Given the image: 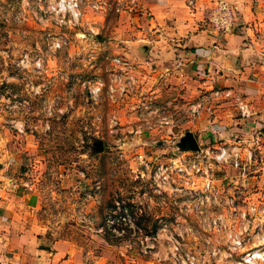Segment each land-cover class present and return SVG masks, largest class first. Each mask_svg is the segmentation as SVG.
Segmentation results:
<instances>
[{
  "label": "rangeland",
  "instance_id": "obj_1",
  "mask_svg": "<svg viewBox=\"0 0 264 264\" xmlns=\"http://www.w3.org/2000/svg\"><path fill=\"white\" fill-rule=\"evenodd\" d=\"M141 1L79 0L82 17L74 21L56 12L61 0H0L4 192H37L53 239L84 243L110 236L118 243L107 255L115 263L182 264L173 257L179 241L201 253L204 264H215L209 262L208 239L223 244L230 233L254 234L256 227L211 231L208 216L223 214V207L199 214L192 199L170 192L194 188L182 160L194 152L178 147L185 133L203 144L208 120L235 122L240 114L234 100L212 89L196 93L191 84L146 81L143 50L130 45L137 38L133 31L143 27L134 19ZM115 58L133 70L123 72ZM216 90L241 95L228 87ZM166 115L174 120L172 131L159 122ZM237 134L243 142L245 135ZM159 167L168 168L167 180ZM242 183L237 192H243ZM218 189L224 198L235 191L222 183Z\"/></svg>",
  "mask_w": 264,
  "mask_h": 264
},
{
  "label": "crops",
  "instance_id": "obj_2",
  "mask_svg": "<svg viewBox=\"0 0 264 264\" xmlns=\"http://www.w3.org/2000/svg\"><path fill=\"white\" fill-rule=\"evenodd\" d=\"M193 1L191 7L188 0L141 1V13L134 19L140 18L143 27L133 31L137 38L130 45L143 50L144 78L151 85L157 78L191 84L196 93L200 88L237 90L249 103L252 118L245 124L237 119L212 125L208 120L205 142L234 144L241 132L246 144L260 139L264 157V0H229L237 9V26L220 37L208 22L214 0ZM3 171L0 168V264H118L107 256L118 245L104 237L84 243L53 239L41 219V196L4 192ZM227 174L235 171L228 168Z\"/></svg>",
  "mask_w": 264,
  "mask_h": 264
},
{
  "label": "built area",
  "instance_id": "obj_3",
  "mask_svg": "<svg viewBox=\"0 0 264 264\" xmlns=\"http://www.w3.org/2000/svg\"><path fill=\"white\" fill-rule=\"evenodd\" d=\"M190 5L193 0H188ZM58 10L63 16L68 15L71 20L79 21L82 17L79 0H61ZM237 21V9L227 0H215V6L210 16L211 24L217 32H232ZM123 72L133 70V65L123 58L113 60ZM213 95L222 96L224 99L234 100L239 111L240 120L249 122L253 112L249 103L242 95L232 94L231 91L213 90ZM200 104L192 106V116L199 115ZM162 128L167 127L172 131L175 127L172 115L163 116L159 121ZM260 139L256 138L252 143L234 142L210 144L204 142L199 144L200 151L186 153L188 158H183L184 164H189L191 172L185 168H177L192 179V192H170L180 194L182 197L190 198L194 201V209L199 214H204L207 210L211 213L218 207H223V214L212 213L208 216L211 231L231 230L241 228L248 231L251 225L255 226L256 233L235 234L230 233L228 239L223 244H215L212 240H207L209 249L207 254L209 262L218 264H264V157L260 155ZM186 156V157H187ZM235 171V175H228L227 169ZM165 168L159 167L158 172L163 175V179H168L165 175ZM157 175V174H156ZM197 182L200 185L195 186ZM243 182V192H237V186ZM226 184L229 196L223 197L222 189L218 186ZM257 185V186H256ZM256 186V187H255ZM258 198L257 202H253ZM207 214V213H206ZM208 215V214H207ZM259 232V233H258ZM257 240L256 244L251 241ZM190 248V249H189ZM186 242L177 241L173 249V257L176 262L182 264H204L206 259L199 252L191 250ZM224 256V258H222Z\"/></svg>",
  "mask_w": 264,
  "mask_h": 264
},
{
  "label": "water",
  "instance_id": "obj_4",
  "mask_svg": "<svg viewBox=\"0 0 264 264\" xmlns=\"http://www.w3.org/2000/svg\"><path fill=\"white\" fill-rule=\"evenodd\" d=\"M198 140L196 139L195 135L192 132H187L181 138L178 147L187 152H199L200 146L198 145ZM99 148L101 149L102 146L99 144Z\"/></svg>",
  "mask_w": 264,
  "mask_h": 264
},
{
  "label": "trees",
  "instance_id": "obj_5",
  "mask_svg": "<svg viewBox=\"0 0 264 264\" xmlns=\"http://www.w3.org/2000/svg\"><path fill=\"white\" fill-rule=\"evenodd\" d=\"M154 227V230L156 229V227L155 226H153ZM104 238L106 239V241H108L110 244H112V245H118V243H116L115 241H113V238L111 239L110 238V236H104Z\"/></svg>",
  "mask_w": 264,
  "mask_h": 264
}]
</instances>
